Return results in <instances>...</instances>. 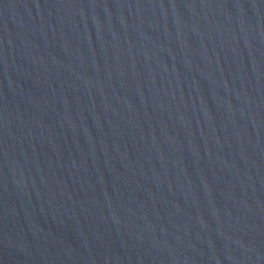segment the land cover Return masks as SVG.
Instances as JSON below:
<instances>
[{
    "label": "water",
    "instance_id": "1",
    "mask_svg": "<svg viewBox=\"0 0 264 264\" xmlns=\"http://www.w3.org/2000/svg\"><path fill=\"white\" fill-rule=\"evenodd\" d=\"M0 264H264V0H0Z\"/></svg>",
    "mask_w": 264,
    "mask_h": 264
}]
</instances>
